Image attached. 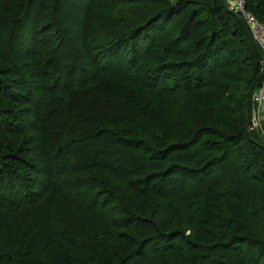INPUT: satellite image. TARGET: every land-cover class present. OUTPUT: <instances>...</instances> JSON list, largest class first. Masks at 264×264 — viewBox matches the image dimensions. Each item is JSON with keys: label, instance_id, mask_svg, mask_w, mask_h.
<instances>
[{"label": "trees", "instance_id": "16d2710c", "mask_svg": "<svg viewBox=\"0 0 264 264\" xmlns=\"http://www.w3.org/2000/svg\"><path fill=\"white\" fill-rule=\"evenodd\" d=\"M262 57L224 0H0V264H264Z\"/></svg>", "mask_w": 264, "mask_h": 264}, {"label": "built area", "instance_id": "2783aa9c", "mask_svg": "<svg viewBox=\"0 0 264 264\" xmlns=\"http://www.w3.org/2000/svg\"><path fill=\"white\" fill-rule=\"evenodd\" d=\"M229 11L241 17L249 29L250 35L255 44L262 51L261 61V84L252 93V113L249 132L260 136L264 143V24L246 9V0H224Z\"/></svg>", "mask_w": 264, "mask_h": 264}, {"label": "rangeland", "instance_id": "374dc122", "mask_svg": "<svg viewBox=\"0 0 264 264\" xmlns=\"http://www.w3.org/2000/svg\"><path fill=\"white\" fill-rule=\"evenodd\" d=\"M126 8H127V9H124V8H119V9H117V14H118L120 17H125V18H128V19H130V20L141 21V19H140V15H141V14L138 13L139 5H129V6H127ZM128 10H129L131 16L129 15ZM12 36H13V34H12ZM13 39L15 40V35H14V38H13ZM245 73H246V68H243V70H242V72H241V74H240V77H243V75H244ZM240 86H241L240 83H236L235 85H231L232 88H233V87H240ZM228 93H229L230 95L234 96L235 98L238 97V96H235L234 93L231 92V91H228ZM251 97H252V96H251ZM237 99H238V98H237ZM239 99H241V97H239ZM250 100H251V98H250ZM250 100H249V101H250ZM238 106H239V107H237V109H240V108L243 107L242 99L240 100V103H239ZM233 111H236V110H233ZM251 113H252V100H251V105H250V115H249V120H248V123H247V126H246L247 128L250 126V122H251ZM231 115H232V117H233L234 119L237 118V117H240V116H241L240 111H239L237 114H233V113H232ZM216 116H217V115L210 116V117H212V121H213V119H215ZM225 117H226V116H225ZM227 118H228V117H227ZM182 121H183V122L186 121V119H185L184 116L182 117ZM90 122H91V121L85 123V125H84L83 127L90 125ZM212 124H213V122H212ZM216 127H218L219 129L225 130V128H223L221 125H217ZM185 195L187 196L188 193H185ZM173 202L175 203V206L178 208V206H177V205H178L177 200L175 199ZM184 202H185V201L181 202L180 205H181V207H182L183 209H186V207H188L189 204H188V205H185ZM180 209H181V208H180ZM166 215H167L166 213H161V216H160V217L164 218V217H166ZM184 216H186V213H184ZM189 232H190V230H186V233H187V234H188Z\"/></svg>", "mask_w": 264, "mask_h": 264}]
</instances>
